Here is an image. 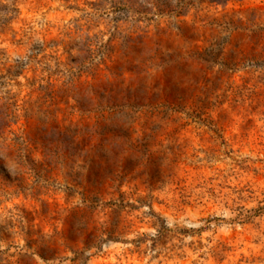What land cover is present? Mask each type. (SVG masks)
<instances>
[{"label":"rangeland","instance_id":"1","mask_svg":"<svg viewBox=\"0 0 264 264\" xmlns=\"http://www.w3.org/2000/svg\"><path fill=\"white\" fill-rule=\"evenodd\" d=\"M119 7L0 0V264H264V0Z\"/></svg>","mask_w":264,"mask_h":264},{"label":"clouds","instance_id":"2","mask_svg":"<svg viewBox=\"0 0 264 264\" xmlns=\"http://www.w3.org/2000/svg\"><path fill=\"white\" fill-rule=\"evenodd\" d=\"M27 154L28 150L20 142L0 141V178L6 173H10L12 180L16 183H31V180H29V161L26 159ZM171 225L172 222L169 220V226L171 227ZM152 234L155 235L154 232ZM50 235L52 234L46 233L45 239Z\"/></svg>","mask_w":264,"mask_h":264},{"label":"trees","instance_id":"3","mask_svg":"<svg viewBox=\"0 0 264 264\" xmlns=\"http://www.w3.org/2000/svg\"><path fill=\"white\" fill-rule=\"evenodd\" d=\"M212 1H217V0H212ZM146 3L148 5H155L156 8H158V11L160 13H165V12H168V13H174V12H179L181 13L183 11V9L185 7H188V6H193L195 5V0H178V4L177 6H175V9H168V4H166V1L165 0H140V2H134L133 0H128V3H129V6L131 7H119L120 9H131V10H136V11H139V13H146L148 14V11H146V4H143L142 3ZM156 2V3H155ZM135 5H138L139 7L136 9L134 7H136ZM127 6V5H126Z\"/></svg>","mask_w":264,"mask_h":264}]
</instances>
